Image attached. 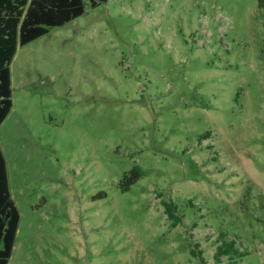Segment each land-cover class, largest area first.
<instances>
[{"label": "rangeland", "instance_id": "obj_1", "mask_svg": "<svg viewBox=\"0 0 264 264\" xmlns=\"http://www.w3.org/2000/svg\"><path fill=\"white\" fill-rule=\"evenodd\" d=\"M85 3L11 64L9 264H264L259 0Z\"/></svg>", "mask_w": 264, "mask_h": 264}, {"label": "trees", "instance_id": "obj_2", "mask_svg": "<svg viewBox=\"0 0 264 264\" xmlns=\"http://www.w3.org/2000/svg\"><path fill=\"white\" fill-rule=\"evenodd\" d=\"M108 0H90L96 8ZM85 0H0V127L13 108V89L11 64L19 47H24L47 35L53 28L66 24L84 15ZM264 9V0H259ZM210 133L202 136L207 139ZM143 176L140 168H135L124 178V191ZM168 219L176 227L180 218L176 215L177 206L172 202H163ZM21 215L13 200L7 161L0 145V264H9L15 248ZM235 252L234 243L221 246L216 259ZM195 254V252H192Z\"/></svg>", "mask_w": 264, "mask_h": 264}]
</instances>
